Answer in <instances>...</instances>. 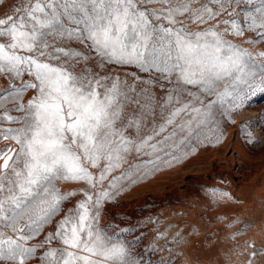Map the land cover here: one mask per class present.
<instances>
[{"label": "snow or ice", "instance_id": "1", "mask_svg": "<svg viewBox=\"0 0 264 264\" xmlns=\"http://www.w3.org/2000/svg\"><path fill=\"white\" fill-rule=\"evenodd\" d=\"M261 101L264 0H0V264H174L105 206Z\"/></svg>", "mask_w": 264, "mask_h": 264}, {"label": "rangeland", "instance_id": "2", "mask_svg": "<svg viewBox=\"0 0 264 264\" xmlns=\"http://www.w3.org/2000/svg\"><path fill=\"white\" fill-rule=\"evenodd\" d=\"M262 110L264 101L235 120L257 118ZM235 130L227 128L219 145H201L170 167L162 166L135 183L125 182L105 206L100 223L115 229L130 221L142 229L144 244L154 243L157 255L174 264H248L254 249L246 242L253 241L260 256L251 264H264V128H252L260 143L251 147L233 137ZM209 186L227 190L234 201L215 203ZM218 216L228 219L217 220ZM234 216L250 223L246 232L231 239L240 225H225Z\"/></svg>", "mask_w": 264, "mask_h": 264}]
</instances>
